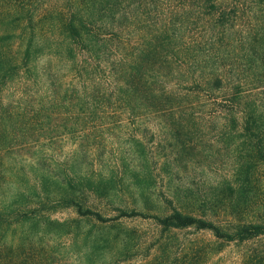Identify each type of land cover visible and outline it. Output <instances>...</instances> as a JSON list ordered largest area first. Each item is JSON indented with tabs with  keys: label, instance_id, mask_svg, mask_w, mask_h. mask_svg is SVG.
Instances as JSON below:
<instances>
[{
	"label": "trees",
	"instance_id": "1",
	"mask_svg": "<svg viewBox=\"0 0 264 264\" xmlns=\"http://www.w3.org/2000/svg\"><path fill=\"white\" fill-rule=\"evenodd\" d=\"M139 2L152 8L124 12L118 28L99 26L102 18L89 12L40 33L31 26L27 38L14 44L10 34L0 38V264H57L46 239L83 235L89 240V232H80L83 220L150 221L162 238L190 230L227 243L264 237V222L220 226L171 202L168 213L117 208L116 216L107 218L87 207L81 195L85 189L99 196L117 191L126 178L115 170L108 176L82 173L75 160L56 175L18 167V151L45 137L38 127L43 123H63V132L74 134L83 124L121 114H154L184 124L223 115L233 129L241 123L240 136L264 162V0ZM61 74L69 75L68 84ZM202 102L213 113L199 112ZM86 156L93 167L97 155ZM252 168L240 164L233 181L238 186L231 181L227 190L246 199ZM151 177L133 173L127 179L144 194L156 183ZM63 209L78 219L59 222L48 215ZM257 259L264 264V256Z\"/></svg>",
	"mask_w": 264,
	"mask_h": 264
},
{
	"label": "rangeland",
	"instance_id": "2",
	"mask_svg": "<svg viewBox=\"0 0 264 264\" xmlns=\"http://www.w3.org/2000/svg\"><path fill=\"white\" fill-rule=\"evenodd\" d=\"M104 1L0 0V38L10 34L14 44L27 38L31 26L40 33V29L48 31L71 16L87 18L89 12L102 18L99 26L112 24L118 28L124 22V12L152 8L139 0ZM157 6L168 8L163 3ZM38 36L43 39L41 34ZM60 78L64 85L70 80L68 74H61ZM100 78L99 83H104V77ZM222 106L216 105L218 110ZM198 111L213 113L203 102L199 103ZM68 124L67 127L71 126ZM63 126L60 122L38 126L45 137L18 151V167L25 166L27 171L37 167L39 172L56 175L60 166L75 160L82 173L95 171L108 176L115 170L116 175L126 178L117 191L99 196L85 189L81 195L87 207L107 218L116 216L117 208L168 213L171 202L184 213L220 226L264 222V162L258 160L247 138L240 136L241 123L233 129L223 115L184 124L164 121L154 114L136 117L121 114L83 124L84 129L74 134L63 132ZM227 131H232L231 135H226ZM88 151L98 157L93 167L89 166ZM240 164L253 167L249 175L251 192L246 199L227 190L231 181L234 187L238 186L233 181ZM133 173L152 176L156 183L141 194L130 183L131 178L127 179ZM48 215L59 222L78 219L71 209ZM159 231L153 222L139 219L110 224L83 220L80 232H89V240L84 241L83 235L80 239L74 235L61 239L52 235L45 245L49 244L57 264H263L257 258L264 256V237L240 244L218 241L207 232H172L162 238ZM156 258L159 259L154 261Z\"/></svg>",
	"mask_w": 264,
	"mask_h": 264
}]
</instances>
